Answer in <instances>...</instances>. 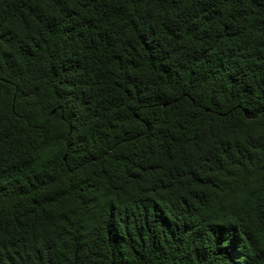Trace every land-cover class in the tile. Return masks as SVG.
Segmentation results:
<instances>
[{
	"label": "trees",
	"instance_id": "obj_1",
	"mask_svg": "<svg viewBox=\"0 0 264 264\" xmlns=\"http://www.w3.org/2000/svg\"><path fill=\"white\" fill-rule=\"evenodd\" d=\"M0 264H264V0H0Z\"/></svg>",
	"mask_w": 264,
	"mask_h": 264
}]
</instances>
